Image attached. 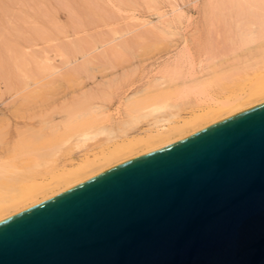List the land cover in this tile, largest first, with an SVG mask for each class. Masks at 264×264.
<instances>
[{
	"label": "rangeland",
	"instance_id": "374dc122",
	"mask_svg": "<svg viewBox=\"0 0 264 264\" xmlns=\"http://www.w3.org/2000/svg\"><path fill=\"white\" fill-rule=\"evenodd\" d=\"M263 46L264 0H0L2 161L31 177L60 150L79 159L88 146L183 114L194 96L135 111L126 100L206 76L237 79ZM219 81L210 89L229 82Z\"/></svg>",
	"mask_w": 264,
	"mask_h": 264
},
{
	"label": "water",
	"instance_id": "95a60500",
	"mask_svg": "<svg viewBox=\"0 0 264 264\" xmlns=\"http://www.w3.org/2000/svg\"><path fill=\"white\" fill-rule=\"evenodd\" d=\"M0 264H264V101L0 219Z\"/></svg>",
	"mask_w": 264,
	"mask_h": 264
},
{
	"label": "bare ground",
	"instance_id": "6f19581e",
	"mask_svg": "<svg viewBox=\"0 0 264 264\" xmlns=\"http://www.w3.org/2000/svg\"><path fill=\"white\" fill-rule=\"evenodd\" d=\"M252 31L253 29H251L249 33L252 35L251 39H254L255 37H252L256 36L255 34L258 32L256 33L254 30L252 34ZM261 51L263 53L259 52L260 54L258 53V55H256V57L258 56V59H260L256 62L259 63H256V66L250 63L249 65L254 66L253 68L247 65L250 70L245 67L247 71L244 70L243 74H240V77H238V74L237 79L236 75L232 76L233 78L224 76L223 79H220L217 75L214 77L215 74H213L211 76L215 79L218 78V81L216 80L217 82L210 76L208 78L206 76V78L203 77L205 79H202L203 81L198 80L195 82L182 83L180 86H170L171 88L167 86V88H165V85H162L163 87L160 85L161 88L157 87V90L154 91H151L152 89L149 90L150 87L145 88V91L149 90L150 92L147 91L142 93L144 92L142 91L140 95L137 93V96H132V98L126 100V106L129 110L135 111V109L145 108L151 103L162 100L171 99L174 101L176 99H174L175 97L173 98V96H176L177 99H188V97L190 99V97L194 96L195 102L194 104L189 103L190 107L185 106L184 110H187H185V113L180 114L179 111H176V113H172L171 116L166 115V117L158 118L149 123L147 127H142L137 133L117 136L113 140L88 146L89 148L91 147L90 151L86 154V151H83L85 155L81 158L77 156L79 159H76L71 147L64 151L60 150L61 152L52 164L50 163L47 167L42 169V171L38 172V174L28 177L19 169L7 167L8 162L6 163V161H4L6 159L2 161L0 155V219L58 194L119 162L167 145L217 120L264 101V48ZM219 80H227V82L229 80L225 89L223 86L222 88L224 90L220 89L218 92L211 90L210 88L213 82L214 85L216 83V86L219 88H221V85L225 84V81L222 84V81ZM218 82H221L219 83L220 86L217 85ZM174 106H178V104L176 103ZM94 110L96 113L98 109ZM184 110L182 112H184ZM77 120L78 119H76V121ZM69 124L71 123L67 125ZM78 124L80 125V122ZM60 128L61 127L56 122L55 127L51 129L52 132L54 131L53 138H61L62 131ZM68 128H70V126L67 127V129ZM52 139L49 140L48 138L47 140L51 142ZM56 139L54 138V140Z\"/></svg>",
	"mask_w": 264,
	"mask_h": 264
}]
</instances>
